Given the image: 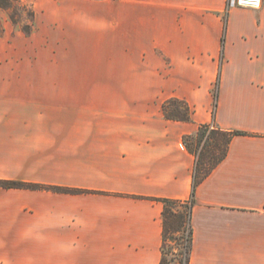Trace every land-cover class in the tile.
Masks as SVG:
<instances>
[{"label":"crops","instance_id":"crops-1","mask_svg":"<svg viewBox=\"0 0 264 264\" xmlns=\"http://www.w3.org/2000/svg\"><path fill=\"white\" fill-rule=\"evenodd\" d=\"M31 2L0 24V180L79 193L0 189V264H160L163 199L194 200L189 264H264V0ZM202 127L237 135L194 190Z\"/></svg>","mask_w":264,"mask_h":264},{"label":"trees","instance_id":"trees-1","mask_svg":"<svg viewBox=\"0 0 264 264\" xmlns=\"http://www.w3.org/2000/svg\"><path fill=\"white\" fill-rule=\"evenodd\" d=\"M0 8L5 11L10 10L11 0H0ZM27 15L34 19L33 12H28ZM9 17L11 21L16 24V19L14 18V16L10 15ZM23 31L25 33H30L32 31V27L29 26L28 28H24ZM163 113L168 119L188 121L190 120L191 111L189 106L185 102L179 100H170L163 106ZM234 135L237 134H229L223 132H211L208 134L207 127H202L200 132L198 133L199 143L197 147L194 148L193 145L187 142V146L190 151L194 152L196 155L199 154L194 176V190L199 185V183L204 178H206L209 173L226 157L229 143ZM205 138L206 142L209 143L208 149L205 150L206 145L204 144L202 150L199 152L198 146H200L202 140ZM216 149L221 150L218 157H216L213 161V152ZM207 157L210 158L209 160H211L212 162L206 161ZM0 189H49L65 193H79V191L76 190L44 187L10 180H0ZM159 201L163 204V246L162 260L160 264H170L171 260H169L168 258L169 254L178 250H174V248L168 246V243L170 240L177 241L173 235L181 232L186 235V238H184V247L180 253L185 256V264H189L193 244V230L191 225V218L192 210L194 207V200L191 199L189 201H177L163 199ZM180 204L185 205L187 208V212H185L184 214L176 212L174 210V207Z\"/></svg>","mask_w":264,"mask_h":264},{"label":"rangeland","instance_id":"rangeland-1","mask_svg":"<svg viewBox=\"0 0 264 264\" xmlns=\"http://www.w3.org/2000/svg\"><path fill=\"white\" fill-rule=\"evenodd\" d=\"M230 5H233V0H228ZM26 8V9H24ZM28 12H33L32 9V2L31 0H11V8L10 10H3L0 8V24L3 23L5 18H8L10 15H13L14 18L16 19V24H17V29H24V28H28L29 26L32 27V23H33V18L29 17ZM3 69V68H2ZM206 145L205 150L208 149V142H206V138L202 140L200 146H198L199 148L203 145ZM192 145L195 147H197L198 144L196 143H192ZM220 150L221 149H216L213 152V161L216 157H218V155L220 154ZM210 158L207 157L206 161L208 162H212L211 160H209ZM174 210L176 212L182 213L184 214L185 212H187V208L185 205H177L174 207ZM174 238H176L177 241L174 240H170L169 241V245L170 247L174 248V250H178L175 252H172L169 254L168 258L169 260H171L170 264H185V256L182 255L180 252L183 250L184 247V238H186V235L184 233H176L175 235H173Z\"/></svg>","mask_w":264,"mask_h":264},{"label":"built area","instance_id":"built-area-1","mask_svg":"<svg viewBox=\"0 0 264 264\" xmlns=\"http://www.w3.org/2000/svg\"><path fill=\"white\" fill-rule=\"evenodd\" d=\"M239 7L258 10L262 0H233Z\"/></svg>","mask_w":264,"mask_h":264}]
</instances>
